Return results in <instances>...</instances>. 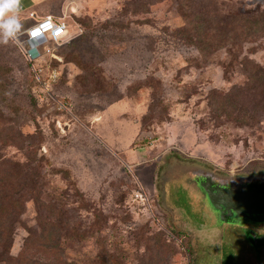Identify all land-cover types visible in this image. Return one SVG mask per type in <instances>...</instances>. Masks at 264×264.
<instances>
[{
  "label": "rangeland",
  "instance_id": "obj_1",
  "mask_svg": "<svg viewBox=\"0 0 264 264\" xmlns=\"http://www.w3.org/2000/svg\"><path fill=\"white\" fill-rule=\"evenodd\" d=\"M219 1L264 10V0ZM45 15L68 26L67 37L49 46L61 59L58 105L71 112L36 104L25 43L0 45V156L26 161L30 144H39L48 224L55 201L81 229L97 213L104 217L100 234L81 240L63 230L59 248H47L29 237L37 224L30 200L9 264H106L100 240L107 264H221L224 250L242 264H261L248 232L217 222L191 177H264V96L243 98L248 123L216 121L222 96L246 81L235 67L225 70L226 52H201L181 38L185 21L173 0H23L22 30ZM243 54L264 65V37L245 43ZM141 187L145 204L135 199ZM256 231L264 233V224Z\"/></svg>",
  "mask_w": 264,
  "mask_h": 264
},
{
  "label": "trees",
  "instance_id": "obj_2",
  "mask_svg": "<svg viewBox=\"0 0 264 264\" xmlns=\"http://www.w3.org/2000/svg\"><path fill=\"white\" fill-rule=\"evenodd\" d=\"M173 3L185 21L184 26L179 30L181 38L191 42L201 52L211 54L225 51L227 56L226 61H223L225 70L232 72L231 68L235 67L246 78L242 85H232L230 90L222 96L227 100L220 104L216 121L227 116L229 120H235L236 123H248L252 115L247 101L243 98L251 93L259 97L264 96V65L244 55L243 46L245 43L255 42L264 37V10H245L241 7L225 9L219 0H173ZM26 13V11L22 12V14ZM54 51L57 55L56 49ZM59 62V59L50 54H44L41 59L34 62L36 67L43 68V72L38 80L33 75L32 96L40 108L65 114L71 112V109L69 105L65 108H60L58 105V101L65 100V96L59 89L62 80ZM28 65L31 69V63L28 62ZM51 70H58L60 74L53 82L52 94H49L44 90L41 82ZM259 97L251 109L257 110L260 107ZM9 139L13 140V137L9 136ZM39 150V144L33 141L27 151L26 161L10 160L0 156V260L5 261V264H9L11 259L10 252L15 231L21 222L26 203L30 200H34L37 205V224L29 229V237L48 245L47 248H59L57 242L60 241L62 237L60 232L63 230L78 233L81 240L87 239L92 234H100L102 230L103 221L100 219L104 215L101 212L97 213L99 218L94 223L81 229L82 227L78 228L70 224L72 218L68 212L60 213L57 201L53 203L49 211L52 216L56 214V218L53 216L54 221L48 224L45 205L42 202L45 179L39 169L45 159L42 154L40 155L41 150ZM56 171L64 172L65 175L69 174V171L64 169H56ZM65 217L69 220L67 224H63L62 221ZM48 225H51V229L55 232L49 231ZM98 243L103 245L100 261L107 264L106 248L102 240ZM75 264L85 263L75 262Z\"/></svg>",
  "mask_w": 264,
  "mask_h": 264
},
{
  "label": "flooded vegetation",
  "instance_id": "obj_3",
  "mask_svg": "<svg viewBox=\"0 0 264 264\" xmlns=\"http://www.w3.org/2000/svg\"><path fill=\"white\" fill-rule=\"evenodd\" d=\"M192 173L193 172H191V177L203 193L205 205L216 217V221H221V224L225 226L237 227L245 232L255 233L256 236L254 239L248 236L249 241H251L250 245L254 248L256 254L260 250H264V233L256 231L260 225L264 224V177L255 180L247 179L237 181L235 179H221L213 173ZM220 180H223V183ZM219 183L223 185H219ZM200 185H202V187H200ZM207 192L210 193L209 197ZM236 192L245 194L246 197H244V199L249 201L247 202L249 206L252 205V200H255L254 203L256 205L261 204L262 208L260 211H258V213L254 212V215L252 214L253 216L251 214H248V216L245 215L243 211L248 210L249 207L246 206L244 208L242 205V197L238 198L234 196ZM221 193L227 194L225 199L221 197ZM228 196L231 198H228ZM211 200L213 204H215L214 207L210 202ZM250 210L254 211L253 207ZM221 253L223 254L221 257L224 260H222L221 264H242L232 253L229 254L226 250H224V252L221 251ZM262 259L263 260H260V262L264 264V257H262Z\"/></svg>",
  "mask_w": 264,
  "mask_h": 264
},
{
  "label": "built area",
  "instance_id": "obj_4",
  "mask_svg": "<svg viewBox=\"0 0 264 264\" xmlns=\"http://www.w3.org/2000/svg\"><path fill=\"white\" fill-rule=\"evenodd\" d=\"M34 31L32 34H29ZM25 34L21 41L27 45L26 50L24 49L27 61L31 63L32 72L35 78L40 79V74L43 72L42 67H36L34 62L41 59L44 54L49 53L52 57L59 59L55 53V49H51L49 44L52 41L59 43L62 39H65L68 35L67 23L61 18H55L52 15L44 16L34 23H32L28 28L23 31ZM21 36V37H22ZM61 60V59H59ZM60 71L51 70L42 83L44 90L52 94L54 90L53 82L58 78ZM135 199L138 202L145 204L147 200V195L141 187L135 193Z\"/></svg>",
  "mask_w": 264,
  "mask_h": 264
},
{
  "label": "clouds",
  "instance_id": "obj_5",
  "mask_svg": "<svg viewBox=\"0 0 264 264\" xmlns=\"http://www.w3.org/2000/svg\"><path fill=\"white\" fill-rule=\"evenodd\" d=\"M23 0H0V45L13 43L20 46L23 25L20 21ZM31 31L29 34H32ZM8 95V93H6Z\"/></svg>",
  "mask_w": 264,
  "mask_h": 264
},
{
  "label": "water",
  "instance_id": "obj_6",
  "mask_svg": "<svg viewBox=\"0 0 264 264\" xmlns=\"http://www.w3.org/2000/svg\"><path fill=\"white\" fill-rule=\"evenodd\" d=\"M63 40V39H62ZM61 40V41H62ZM200 187H202V185H200ZM205 189V188H204ZM206 190V189H205ZM207 194H208V197L210 196V193L209 192H207ZM220 195H222L221 197L222 198H224L225 199V197L227 196V194L226 193H221ZM235 197L237 196L238 198H240V197H242V205L244 206V208L246 207V206H248L249 208H248V210H246V211H243V213L245 214V215H247L248 216V214H253L254 215V212L255 213H258V211H260V209L262 208V205L261 204H259V205H256L254 202H255V200H252L251 202H252V205H247V202H249L247 199H244V197H246L245 196V194H241V192H236V194L234 195ZM228 198H231L230 196H228ZM257 201V200H256ZM211 202V204L213 205V207L215 206V204H213V202H212V200L210 201ZM225 202V201H224ZM253 207V209H254V211H251L250 209ZM252 215V216H253ZM259 221V220H258ZM248 236L250 237V238H252V239H254L255 238V236H256V234L255 233H253V232H248ZM234 241V240H233ZM249 243L251 242V241H249V240H247ZM251 244V243H250ZM249 244V245H250ZM256 253V252H255ZM259 256V257H258ZM257 257H258V260L260 261V260H263L262 259V257H264V250H260L258 253H257Z\"/></svg>",
  "mask_w": 264,
  "mask_h": 264
},
{
  "label": "crops",
  "instance_id": "obj_7",
  "mask_svg": "<svg viewBox=\"0 0 264 264\" xmlns=\"http://www.w3.org/2000/svg\"><path fill=\"white\" fill-rule=\"evenodd\" d=\"M28 18H29V17H26L23 21L28 22V21H29ZM26 20H28V21H26ZM23 21H22V22H23Z\"/></svg>",
  "mask_w": 264,
  "mask_h": 264
}]
</instances>
